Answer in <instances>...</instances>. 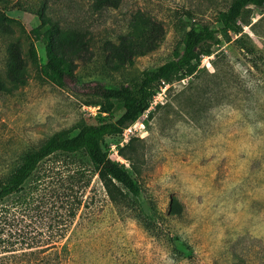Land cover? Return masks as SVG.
I'll return each mask as SVG.
<instances>
[{
    "label": "rangeland",
    "instance_id": "374dc122",
    "mask_svg": "<svg viewBox=\"0 0 264 264\" xmlns=\"http://www.w3.org/2000/svg\"><path fill=\"white\" fill-rule=\"evenodd\" d=\"M233 1L0 0V78L13 58L25 80L0 94V189L50 138L124 111L44 75L48 43L83 80L126 85L182 52L185 23L221 28ZM200 52L202 70L103 142L138 191L117 183L114 202L85 152L53 154L0 201V264H264V7Z\"/></svg>",
    "mask_w": 264,
    "mask_h": 264
},
{
    "label": "trees",
    "instance_id": "16d2710c",
    "mask_svg": "<svg viewBox=\"0 0 264 264\" xmlns=\"http://www.w3.org/2000/svg\"><path fill=\"white\" fill-rule=\"evenodd\" d=\"M256 3L264 7V0H234L228 10L222 15V27L215 29L207 25L185 23L183 50L172 60L145 71L142 76L126 85H111L102 81H85L70 69L53 51L50 43L46 45L47 61L41 66V71L62 86H69L79 94L97 96L103 100L101 108L104 113H110L114 104L124 107L123 113L115 119H100L97 123L84 125L79 132L70 137H53L47 140L39 149L28 153L11 179L0 189V201L22 190L25 181L33 174L44 159L57 152L76 153L83 151L96 168L99 178L106 188L109 197L118 202L122 191L117 186L121 184L132 193L138 191V184L127 171L124 164L112 160L103 148L106 137L117 135L135 123L139 116L151 106L162 81L170 82L179 76H190L201 69V52L206 44H219L220 35L227 33L242 17L243 11ZM33 30L36 38L40 36L41 26ZM210 52V51H208ZM29 59L37 64L38 53L32 42L28 48ZM10 81L0 78V94L12 93L25 80L17 71V64L10 59L8 66ZM121 156L125 158L123 153Z\"/></svg>",
    "mask_w": 264,
    "mask_h": 264
},
{
    "label": "built area",
    "instance_id": "2783aa9c",
    "mask_svg": "<svg viewBox=\"0 0 264 264\" xmlns=\"http://www.w3.org/2000/svg\"><path fill=\"white\" fill-rule=\"evenodd\" d=\"M162 84H166V82L165 81H162ZM141 126L142 127H145V125L144 124H141ZM126 130V129H125ZM127 130H129L130 132L132 131V128H129V129H127Z\"/></svg>",
    "mask_w": 264,
    "mask_h": 264
}]
</instances>
